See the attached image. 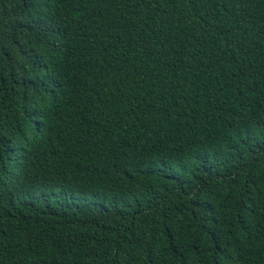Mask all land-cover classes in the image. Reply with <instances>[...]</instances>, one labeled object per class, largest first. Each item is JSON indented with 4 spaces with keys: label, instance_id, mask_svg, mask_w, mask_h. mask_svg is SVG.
Masks as SVG:
<instances>
[{
    "label": "trees",
    "instance_id": "trees-1",
    "mask_svg": "<svg viewBox=\"0 0 264 264\" xmlns=\"http://www.w3.org/2000/svg\"><path fill=\"white\" fill-rule=\"evenodd\" d=\"M0 264H264V0H0Z\"/></svg>",
    "mask_w": 264,
    "mask_h": 264
}]
</instances>
